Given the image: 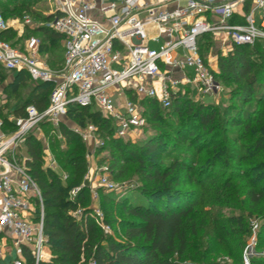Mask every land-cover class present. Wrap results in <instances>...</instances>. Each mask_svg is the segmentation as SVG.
I'll return each mask as SVG.
<instances>
[{
    "label": "built area",
    "instance_id": "1",
    "mask_svg": "<svg viewBox=\"0 0 264 264\" xmlns=\"http://www.w3.org/2000/svg\"><path fill=\"white\" fill-rule=\"evenodd\" d=\"M49 1L53 17L40 25H48L63 35V62L58 71L40 61L38 37L26 38L24 50L0 38L1 71L24 70L34 80L53 83L48 105L42 111L34 104L26 105L23 115L13 116L10 129L0 118V234L12 239L15 250L6 260L7 251L0 244V264H27L23 248L35 264L51 259L43 232L41 191L30 174L27 162L31 158L21 150L25 149L28 133L36 134L42 122L58 127L73 103L94 106L112 121L114 137L131 139L147 125L139 106L141 99H154L167 108L186 88L200 95L220 91V82L199 52L203 34L222 32L230 46L264 40V0H250V8L239 14L241 20L237 22L231 19L247 0ZM17 21L11 18L8 23L0 14V30ZM22 21L26 26L34 25L28 14ZM75 131L84 142L103 145L95 138L92 125L85 130L76 127ZM43 149L46 158L42 167L59 169L49 145ZM61 173L66 179L67 173ZM97 182L96 187L88 186L93 197H98V189L116 191L120 187L105 173ZM82 186L73 187L70 198ZM89 208L90 217L104 233H109L101 208ZM84 211L79 206L71 215L80 220ZM89 264L95 262L91 260ZM241 264H249L248 259Z\"/></svg>",
    "mask_w": 264,
    "mask_h": 264
},
{
    "label": "trees",
    "instance_id": "2",
    "mask_svg": "<svg viewBox=\"0 0 264 264\" xmlns=\"http://www.w3.org/2000/svg\"><path fill=\"white\" fill-rule=\"evenodd\" d=\"M12 4L14 6L0 2L1 15L5 18L31 15L33 12L30 2L21 0L19 3L13 1ZM248 8L247 4L243 9L247 11ZM52 17L53 15L49 14L44 16L43 20L49 22ZM25 30L29 36L38 32L42 33L47 41H52L50 49L45 42L42 43V50L48 48L53 52L60 47L54 45V42L60 39L63 41V35L48 25L34 29L26 27ZM9 33H12L10 27L0 30V38L4 39ZM201 37L199 52L206 61L201 52ZM18 40L11 43L16 45ZM262 41L258 39L252 44H233L226 55L218 54L216 58L218 69L213 71L215 78L220 83L236 85L231 95L233 103L224 106L221 113L215 106L194 101L189 97L191 92L189 88L174 97L167 108L151 98H144V101H141L142 112L147 122L149 120L156 124L158 119L164 120L165 115L179 119L174 125L168 120L164 125L174 137L159 131L136 142L131 139L116 138L113 136L112 121L104 118L94 106L69 104L65 119L57 127L65 148L58 149L54 154L62 171L67 173L66 179H62L61 171L42 167L44 147L31 132L28 133L25 139V151L31 159L27 164L30 174L41 191L44 210L43 232L47 236V246L51 254L49 261H40L38 264H89L91 260L95 264H184L185 259H191L189 246H194V240L206 225L207 217L215 227L217 242L224 246L228 254L235 252L232 242H236L235 245L242 248L245 242L243 236L249 232L245 217L242 215L218 217L209 212L207 214L198 209L200 199L196 192H180L179 186L186 181H195L198 185H203L208 180L212 181L209 175H206L207 178H201L205 169L199 167L196 170L199 162L196 158L203 150L220 146L219 141L218 143L216 141L217 128L221 125L219 119L227 124L221 128L223 133H228V125L241 128V134L235 135L238 138L233 141L246 139L256 152L264 149ZM47 61L51 66L58 64L53 56L48 57ZM62 62L61 58L60 67ZM8 76L9 73L0 71V79ZM27 80L36 83H32L26 103L14 110L16 115H23L24 107L28 104H34L42 111L49 102L53 83L34 80L24 70L6 82L3 90L7 97L16 92L19 86L28 84ZM253 103L254 107H250ZM162 111H164L163 115ZM88 119L97 120L100 128L107 129L110 133V138L106 139L102 148L110 145L115 152L111 163V172L114 173L115 178L123 176L128 165L135 162L137 165L135 170L140 174L142 181L151 186L150 188L144 186L138 189V193L128 194L121 200L123 211L133 218L124 224L125 241L104 233L88 214L91 209L87 206L89 202L87 181H84V186L73 198L68 194L72 187L81 182L85 167L84 156L78 153L83 150V140L73 132L70 123L85 127ZM45 124L50 123H41L42 126ZM256 127H260L262 135L255 136ZM249 133L251 136L248 137ZM74 137L80 141H75ZM184 142L189 147H195V155L190 154L188 148L181 144ZM225 150L226 148L223 149ZM217 156L218 154L215 153L211 158L214 160ZM246 158L243 155L240 160L244 161ZM195 170L197 173L193 175ZM222 185V187L229 186V179L223 181ZM262 195V192L254 189L246 191V196L255 207L258 206ZM79 206L84 207L86 211L81 219L77 220L71 215V211ZM104 220L110 225L106 215ZM22 257L27 264H35L25 248L22 249ZM238 257L235 262L240 264L242 259ZM250 261L251 264H264V258Z\"/></svg>",
    "mask_w": 264,
    "mask_h": 264
},
{
    "label": "rangeland",
    "instance_id": "3",
    "mask_svg": "<svg viewBox=\"0 0 264 264\" xmlns=\"http://www.w3.org/2000/svg\"><path fill=\"white\" fill-rule=\"evenodd\" d=\"M13 1L15 3H19V1L21 0H12L11 3L10 0H0L2 4L10 6H14V4H12ZM24 1L30 2V7L32 8L33 12L31 14L32 16L29 14L28 15L34 18L33 20H35L36 22L40 21L38 20V17H41L40 19L42 20V17H44V15L48 13V10L52 9V5L49 0ZM250 2V0H247V3L245 4H248L250 6ZM1 12L2 9L0 8V14ZM34 15H37L38 17ZM23 16H17L14 18H17V23L22 24V26L28 27L24 25L22 21ZM2 17L8 23L10 22V19L13 18L9 16L5 18L3 15ZM12 27L13 26L10 27L12 29V33H9L4 38L9 42L18 40V28ZM23 33H25L22 37V39L24 40L29 36V33L26 32V30H24ZM34 35L39 37V39L41 38V50L39 53L40 59L45 64L50 65L47 61V58L53 56L58 64L54 66L50 65V68L52 70L58 71L61 58L63 60V41L60 39L54 42V45H59L60 47L58 49L56 48V50L52 52L49 51V49L52 47V41L50 42L43 38L42 33L37 32ZM201 39V52L210 68L213 71H217L218 68L216 58L218 54H227L230 49V43L226 39V35L218 31L207 33L206 35L201 37ZM44 42L49 49L47 48L42 50L43 48L41 47V45ZM261 46L262 49H264V40L261 42ZM12 77L13 76L9 74L8 77L0 79V89L2 87L3 89H5L6 82L8 80H11ZM27 81L28 84L19 86L16 92L10 94L9 97H7L6 95L8 100H0V118L5 121L7 129L12 128L13 125L11 119L13 118L14 107H20L26 103L30 87L32 83H36L35 81ZM220 84L221 89L217 93H213L202 98V95L195 91H192L190 92L189 97H191L194 101H202L204 104L215 106L216 108H219V113H221L224 106H226L228 103H233L231 95L232 90L236 89V85L226 84L225 82H221ZM133 98H136V96H134ZM142 100L143 99L139 101V106L141 108L143 107V103L141 102ZM250 107H254V103ZM163 114L164 111H162V115ZM163 117L165 119H158L156 124L148 120L146 127L138 132L136 136H133L131 140L135 142L144 140L154 132L157 133L159 131V133H169L170 136L174 137V134H171L170 130L168 128H165L164 125L167 120L169 123L174 125L175 123L179 122V119L175 116L172 117L165 115ZM219 124L221 125H219V127L217 128L218 136L216 135V141L217 143L219 141L220 146H216V148H207L200 154H198V158H196L199 161L198 165L196 166V170L199 167L205 169V172L201 175V178H207V176L209 175L212 181L210 182V180H208L203 185H198L195 181H186L179 186L181 189L180 192H196L200 199V204L198 205V207L200 208L198 209L203 212H207V214L209 212L218 215V217L242 215L243 217H245L248 223L247 227L249 229V232L243 236V239L245 241L243 247L238 248V246L235 245L236 242H232L231 245L235 248V252L233 251L234 254H228L224 246L219 245V243L217 242L218 239L215 232V227L207 217V223L200 230L198 237L194 240V246H189L191 259H185V261L183 262L184 264H238L235 262L236 257L238 256V258L242 259L241 263L243 262L244 258H247L249 264H251L250 260L252 259L264 258V149L260 152H256L254 147L250 146L251 143L246 139H242L239 142L233 141V139L238 138L235 137V135L241 134V128L228 125V133H223L221 131V128L227 124L224 120L222 121L221 119H219ZM89 125H92L95 128V138L97 139V141L103 143L104 145L106 139L110 138V133H108L107 129H101L97 124V120L88 119L87 125L85 127L70 123V128L75 134H77V136L81 138V140H83L80 134L75 131V128L80 127L82 130H85V128H87ZM39 126L40 132H38V130L36 131V134H31L36 138V140L41 141L43 147L48 144L49 152L52 155H54L58 149H61L63 147L65 148V143L63 142V138L60 137L57 127H54L52 124H45L43 126L40 124ZM256 130L257 131L255 132V136L262 135L260 134V127H256ZM105 135H107V137ZM249 136H251V133L248 134V137ZM204 137H206V135ZM74 140L77 141L78 139L74 137ZM79 141L80 140H78V142ZM181 144H183L184 147L188 148L190 154L195 155V147H189L186 142ZM103 145L96 146L95 144L90 145L88 142H82L83 150H80L78 153L84 156L85 167L83 169L82 178L80 180L81 182L74 187H80L82 184H84V181H87L88 186L91 184V186L96 187V185L98 184L97 181L100 176L103 175V173L107 175L109 180L114 182L117 186H120L119 190L116 191H105L103 189H98V197H93L91 191L89 190V202L87 206H99L104 215H106V217L108 218L111 225H109V234L113 235L118 240L125 241L126 238L124 236V224H126L127 221L133 218L123 211L121 200H123L124 197L128 194L138 193V189H141L144 186L148 188H150L151 186L146 185L142 181L140 174L135 170L137 167L135 162H132L128 165L127 171L123 176H121L120 178H115L114 173L111 172V163L114 160L115 152L112 151L113 149L110 147V145L102 148ZM225 148L226 150L223 151V149ZM215 153L218 154V156L213 160L211 157ZM243 155L247 158L246 160L241 161L240 158ZM42 157L43 162H45L44 160L46 158V154L44 152ZM196 170L193 172V175L197 173ZM86 178L88 180H86ZM226 179H229V186L222 187V183ZM71 189H73V187ZM248 189H254L263 193L258 206L255 207L254 205H252L248 197L246 196V191ZM69 192L68 194L70 197ZM5 238L6 245L10 243L12 244L13 241L10 237L5 236ZM6 245L5 247H7Z\"/></svg>",
    "mask_w": 264,
    "mask_h": 264
},
{
    "label": "crops",
    "instance_id": "4",
    "mask_svg": "<svg viewBox=\"0 0 264 264\" xmlns=\"http://www.w3.org/2000/svg\"><path fill=\"white\" fill-rule=\"evenodd\" d=\"M245 6H247V4H245L243 7H241L239 10H238V12H240V13H236V15L231 19V22H237V21H240L241 20V17L239 16V14H241V13H243V12H245L244 11V7ZM249 8H250V6H249ZM248 8V9H249ZM248 11V10H247ZM49 14H51V9L50 10H48V13H46L44 16H47V15H49ZM40 15V14H39ZM255 16H256V18L258 19V17H259V13L256 11L255 12ZM14 18V17H13ZM32 18V17H31ZM41 18V17H40ZM39 17H38V20H40L39 22H36L35 20H33L34 18H32V20H33V22H34V25L33 26H30V28H32V29H34V28H38V27H41V25H40V23H42V22H45V20H43L44 19V17H42V20L40 19ZM43 26V25H42ZM18 28L17 29V38H19V40H18V42L16 43V45L18 46V47H20L22 50H24V44H25V40H26V38L23 40L22 39V37L24 36V34L25 33H23L24 32V30L26 29V27L25 26H22V24H20V23H15L14 24V26L12 27V28ZM29 27V26H28ZM22 33H23V35H22ZM31 35H34V34H31ZM30 35V36H31ZM34 36H36V35H34ZM37 37V36H36ZM39 38V37H38ZM62 46H63V42H62ZM40 47H39V53H40ZM39 59H40V57H39ZM40 61L41 62H43L41 59H40ZM43 64H45L44 62H43ZM48 68H50V65H47V64H45ZM61 68V67H60ZM60 68H58V69H60ZM51 69V68H50ZM1 71V70H0ZM21 71H23V70H21ZM53 71H55V70H53ZM3 72H4V70H3ZM18 72H20V71H18ZM18 72H16V71H14V72H7V73H9L11 76H15ZM3 89V87L0 89V94L2 95V99H3V101H6V100H8L7 99V97H6V94L4 93V90H2ZM204 96H207V95H202L201 97L203 98ZM209 96V95H208ZM17 108H19V106L18 107H14V109H13V116H15L16 114L14 113V110H16ZM22 150V153L23 154H25V155H28L27 153H26V151H25V149L24 148H22L21 149ZM56 171H61L62 172V169H61V167L59 168V169H57ZM6 238H5V236H3V235H1L0 234V244H1V246H3V248H5L6 249V251L8 252L7 253V255H6V257H5V259L6 260H9V259H11V257L15 254V250H14V246H13V244H7L6 245V243H5V240ZM5 245L7 246V247H5ZM46 251H48L49 253H50V250H49V248L47 247V249H46ZM10 253H11V255H10ZM51 255V254H50Z\"/></svg>",
    "mask_w": 264,
    "mask_h": 264
}]
</instances>
